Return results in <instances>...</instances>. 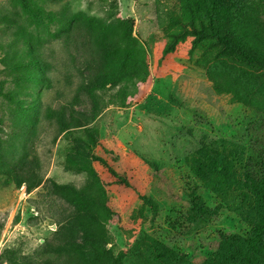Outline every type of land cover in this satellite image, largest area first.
<instances>
[{
    "label": "rangeland",
    "instance_id": "obj_1",
    "mask_svg": "<svg viewBox=\"0 0 264 264\" xmlns=\"http://www.w3.org/2000/svg\"><path fill=\"white\" fill-rule=\"evenodd\" d=\"M231 1L264 53V0ZM40 5L66 9L68 33ZM189 11L0 0V264H264V69L197 40Z\"/></svg>",
    "mask_w": 264,
    "mask_h": 264
},
{
    "label": "trees",
    "instance_id": "obj_2",
    "mask_svg": "<svg viewBox=\"0 0 264 264\" xmlns=\"http://www.w3.org/2000/svg\"><path fill=\"white\" fill-rule=\"evenodd\" d=\"M187 9H189L190 18L185 22L193 27V34L197 40L210 38L223 48L236 53L240 58L252 64L255 68L264 69V53L251 49L248 45L238 40L235 32V20L231 16L235 12V8L231 0H185ZM38 11L41 15L46 16L52 21H59L61 24V31L68 33V26L71 23V16L67 13L66 9L55 12H50L43 6H38ZM236 13V12H235ZM199 23V24H197ZM57 37L61 36V32L56 34ZM27 65L32 66V75H38L39 72L43 73L38 60L33 58L29 59ZM43 76V75H42ZM41 76V77H42ZM43 80L49 82L48 78ZM118 79L115 77H107L103 80L95 82L92 86L95 90L105 89L109 84H116ZM259 186L257 194L264 201V181L256 185ZM57 188L64 191H69L77 198L81 199L83 193L70 185H57ZM101 216L91 215L89 221L86 223L88 232V239L91 244H96L99 241V234L96 230L98 225H101ZM13 251V250H12ZM15 251H13L14 254ZM8 253V252H7ZM30 258H24L20 255L13 257H4L2 264H34L33 261H28ZM103 261L97 258L94 264H102ZM108 264H122L120 255H112L108 260Z\"/></svg>",
    "mask_w": 264,
    "mask_h": 264
}]
</instances>
